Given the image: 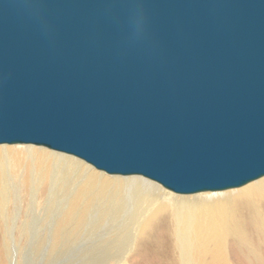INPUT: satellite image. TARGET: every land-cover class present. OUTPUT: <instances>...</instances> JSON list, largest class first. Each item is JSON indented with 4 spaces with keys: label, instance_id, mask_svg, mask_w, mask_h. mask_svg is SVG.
<instances>
[{
    "label": "water",
    "instance_id": "obj_1",
    "mask_svg": "<svg viewBox=\"0 0 264 264\" xmlns=\"http://www.w3.org/2000/svg\"><path fill=\"white\" fill-rule=\"evenodd\" d=\"M0 145L176 194L260 179L264 0H0Z\"/></svg>",
    "mask_w": 264,
    "mask_h": 264
},
{
    "label": "bare ground",
    "instance_id": "obj_2",
    "mask_svg": "<svg viewBox=\"0 0 264 264\" xmlns=\"http://www.w3.org/2000/svg\"><path fill=\"white\" fill-rule=\"evenodd\" d=\"M58 153L0 146V264H27L29 253L46 264H131L134 253L151 264H233L231 245L264 264V176L176 194Z\"/></svg>",
    "mask_w": 264,
    "mask_h": 264
},
{
    "label": "rangeland",
    "instance_id": "obj_3",
    "mask_svg": "<svg viewBox=\"0 0 264 264\" xmlns=\"http://www.w3.org/2000/svg\"><path fill=\"white\" fill-rule=\"evenodd\" d=\"M0 146H3V145H0ZM45 149V148H44ZM48 150V149H47ZM49 151H51V150H49ZM52 152H54V151H52ZM56 153V152H55ZM58 154H61V153H58ZM62 155H64V154H62ZM66 156H68V155H66ZM73 158H75V157H73ZM75 159H77V158H75ZM79 160V159H78ZM81 161V160H80ZM83 162V161H82ZM98 171V170H97ZM101 172V171H100ZM147 180V179H146ZM149 181V180H148ZM151 182V181H150ZM256 182V181H255ZM228 191H232V190H228ZM228 191H225V192H228ZM217 193H223V192H217ZM217 193H204V194H217ZM192 196H194V195H192ZM54 224H52V226H53ZM51 226V227H52ZM256 239V238H255ZM19 249H21L20 247H18ZM18 249V250H19ZM229 253H230V257H231V260H232V263L233 264H255L256 262H255V260H254V258H253V256H251L250 254H247L246 253V251L244 250V249H242L241 250V248H240V250H239V248H237V247H235V246H233V245H231L230 247H229ZM16 248H14L13 249V252L15 253V251H16V254L15 255H17V258H16V260L18 259V260H20L21 258V256H20V252L22 251V250H19L18 251ZM257 250H259L258 248H257ZM19 252V253H18ZM145 252V251H144ZM13 253V254H14ZM146 253V252H145ZM264 253V252H263ZM34 254V253H33ZM19 255V256H18ZM28 255H31V256H29V258L31 259L29 262H27V264H46V263H48V262H46V260H47V258H46V255H43L42 257L40 256L39 258H37L38 256L37 255H32V253H29ZM146 255H147V253H146ZM145 255V256H146ZM264 255V254H263ZM145 256H143V257H141L140 256V254L137 256V255H135V253L131 256V264H151V262L148 260V259H146V257ZM153 256V255H152ZM152 256H151V258H152ZM28 258V259H29ZM37 258V259H36ZM46 258V259H45ZM154 258V257H153ZM34 259H36V260H34ZM82 257L79 259V260H76L75 262H74V264H81V263H84L86 260H90V258H86V259H82ZM60 260V261H59ZM58 261H56V262H54V263H50V264H64V263H62L61 261H63L64 262V260L65 259H59ZM43 261V262H42ZM66 261V260H65ZM32 262V263H31ZM46 262V263H45ZM16 263V262H15ZM14 263V264H15Z\"/></svg>",
    "mask_w": 264,
    "mask_h": 264
},
{
    "label": "clouds",
    "instance_id": "obj_4",
    "mask_svg": "<svg viewBox=\"0 0 264 264\" xmlns=\"http://www.w3.org/2000/svg\"><path fill=\"white\" fill-rule=\"evenodd\" d=\"M135 34H136V29L134 28V30H133V35L135 36Z\"/></svg>",
    "mask_w": 264,
    "mask_h": 264
}]
</instances>
